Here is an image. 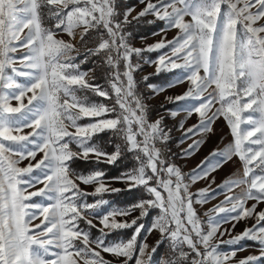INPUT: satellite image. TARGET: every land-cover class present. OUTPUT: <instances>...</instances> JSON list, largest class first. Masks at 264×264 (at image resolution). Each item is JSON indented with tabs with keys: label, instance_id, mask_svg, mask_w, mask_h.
<instances>
[{
	"label": "snow or ice",
	"instance_id": "6c2138e0",
	"mask_svg": "<svg viewBox=\"0 0 264 264\" xmlns=\"http://www.w3.org/2000/svg\"><path fill=\"white\" fill-rule=\"evenodd\" d=\"M45 9L48 19L55 20L53 28L44 26ZM147 14H154L167 21L168 27L179 30L175 40H162L148 49L169 47L172 52V56L159 57L157 72L169 64L189 70L186 78L191 87L175 99L203 98L198 106L186 109L189 115L194 111L201 117L200 125L187 131L210 132L213 120L223 116L234 138L224 151L213 153L220 159L209 168L194 172L190 182L205 178L237 156L244 165L243 178L225 181L221 187L231 190L246 184V190L239 196L226 197L222 203L230 202V208L217 206L205 213L209 217L205 231L193 205L213 197L206 189L191 193L180 169L165 165L157 144L166 143L168 135L161 120L149 121L147 106L134 92L132 72L136 66L131 63V56L143 50L126 42L121 23L115 19L114 0H0V264H110L101 252L125 258L123 264H128L134 255L135 264H148L157 248L148 252L146 243L138 245L145 226L137 221L154 208L159 209V214L147 231H159L157 247L168 242L172 257L166 264H189L185 245L195 253L190 264H227L235 257L236 250L230 255L217 251L213 239L220 222L210 213H235L229 219L239 221L255 211L256 204L245 207L248 199L264 201V24L258 25L264 19V0H159V4L149 0L133 19ZM186 16L191 17V22L185 21ZM124 22H128L127 14ZM77 29H82L79 42L86 48V55L104 54L115 99L113 107L89 102L86 94L78 95L91 91L112 98L108 90L90 84L85 78L87 73L79 70L73 55L79 54L76 45L71 40L56 38L59 30L75 39ZM93 30L99 42L89 48ZM19 47L27 50L20 67H13L12 71L26 77L25 84L17 83L5 72L15 63L10 53ZM173 57L183 59L184 63L177 64ZM212 85L213 92L204 97ZM28 93L32 95L25 104ZM12 100L18 102L16 106ZM213 103L219 107L207 117ZM109 114L115 115L109 118ZM82 118L95 119L87 124L78 123ZM25 128L31 131L23 134ZM105 131L120 135L138 162L132 172L112 179L125 182L129 190L143 187L151 198L101 215L100 209L109 203L103 194L121 189L106 184L103 171L77 172L72 163L89 161L91 157H95L96 163H115L121 154L119 147L114 153H106L89 143L94 135ZM72 144L78 150L74 151ZM38 152L43 153L42 158L33 164ZM22 160H29L28 165L20 167ZM39 183L42 188L27 191ZM80 184L94 185V191L87 193ZM88 196L99 198L89 203ZM33 197L48 203L34 202ZM136 209L140 210L139 217L131 221L116 219ZM89 216L99 219L102 225L95 239L80 227L81 221L96 227ZM256 216L257 224L252 229H245L226 243L239 244L251 239L264 245V226H260L264 211ZM38 217H42L40 223L33 225ZM133 226L134 232L127 241L105 243L111 232ZM53 248L60 251L53 252ZM262 258L264 252L261 256H248L239 264H257Z\"/></svg>",
	"mask_w": 264,
	"mask_h": 264
},
{
	"label": "rangeland",
	"instance_id": "374dc122",
	"mask_svg": "<svg viewBox=\"0 0 264 264\" xmlns=\"http://www.w3.org/2000/svg\"><path fill=\"white\" fill-rule=\"evenodd\" d=\"M149 0H144L142 3L139 0V3L136 5H132L124 10L123 15H128V20H133L134 17L138 16V13L142 11ZM152 3L159 4V0H151ZM114 7H115V0H114ZM226 8V6H223ZM171 11V9H169ZM255 11V9H253ZM145 17H148L152 22H160L162 27L154 32L149 36H145L139 38L135 42H126L132 48H140V49H149V46L156 44L159 41H173L177 38L179 34V30L176 28H170L167 25V21L158 19L154 14H147ZM124 20V17H123ZM185 21L191 22V17L186 16ZM259 24H264V19L258 22ZM55 25V20L52 22L51 25L45 26L48 28H53ZM239 27V26H238ZM82 29H77V35L75 39H71L67 36L66 33H63L59 30L56 31V38L64 39L65 41L71 40L72 43L76 45L79 53L83 46H81L79 42V32ZM241 29V34H242ZM27 30H25V33ZM123 33V32H122ZM124 34V33H123ZM24 34H21V38H23ZM106 36V35H105ZM125 36V35H124ZM96 37V36H95ZM94 33L92 32L91 37L89 38V46L91 43L93 44L92 47H95L96 44L93 43L95 40ZM92 38V39H91ZM107 38V36L105 37ZM26 48L19 47L16 52L10 53V56L14 59L15 63L13 65L8 66L5 69V72L8 76L13 77L17 83L25 84L27 83V78L22 76H17L15 72L12 71L13 67L19 68L21 65V57L26 52ZM158 55L155 58H151L149 56H145L142 61H138L133 64L135 70L132 72L133 79H134V87L137 82V77H141V79H145L147 75H154L157 76L156 82H153L149 85H146L148 89V93L146 95L145 104L147 105V116L150 122H155L156 120H161V127L168 135V139L166 141V147L164 144H157V147L161 148L163 158L165 160V165L168 164L174 165L175 167L179 168L181 173L185 177V182L189 183V191L193 194L198 193L202 189H206L208 194L213 198L209 199L205 203H194V208L201 219L204 222V229L205 231L208 230L207 220L208 216L205 213H209V210L216 208L217 206H223L226 208H230L232 205L230 202L222 203L226 201V197H234L239 196L243 191L246 190V184H240L231 188V190H227L222 188L221 186L225 184V181L228 180H239L243 178V171L244 165L243 162L237 156H233L232 159L228 160L227 162L223 163L220 167H218L215 171H210L209 174L203 178L198 179L195 183L190 182V177L193 175L194 172H200L202 169H207L210 167L212 163L216 160H219L220 157L218 155L213 156V153H220L224 151L230 144L233 142V136L231 134V130L223 118V116H219L213 120L211 123V131L204 132V131H196L189 133L187 130L189 128L195 129L200 125L201 117L198 113L192 112L191 115L188 114L186 109L198 106L199 103L202 102L201 100L193 99L192 97H188L185 100L177 101L175 97L182 96L188 92L189 88L191 87L190 81L186 78L189 75V70L184 67L172 68L169 64L167 67L161 66V70L157 72V65L158 59L161 55H165L166 57L172 56V52L169 47H165L163 49H157ZM76 55V59L78 55ZM177 64H183V59H177L173 57ZM75 62L78 64L77 60ZM81 71V70H80ZM94 68H88L87 76L85 77L90 84L98 85L97 82L93 80L94 75ZM84 72V71H81ZM200 75L203 76V70L201 69ZM123 78V77H122ZM126 80V78H123ZM215 88V85H212L208 91L204 94V97H207L209 93H212ZM6 92H11L10 89H5ZM86 94L88 97L89 102L97 103V104H105L108 107H113L112 103H109L106 99L98 101V95H93L91 91H87L86 93H78V95ZM32 93H28L27 96L24 98V103L27 104V98L30 97ZM11 103L13 106L17 105V101L12 100ZM219 107L218 103H213L210 109L207 111V117H211L216 109ZM148 109L152 111L154 109L155 112L149 113ZM175 113V114H174ZM245 113L244 115H247ZM115 114H110L109 118L114 116ZM95 118H82L78 123L80 124H87L91 120ZM182 125V126H181ZM135 128V125L133 126ZM242 127H248V125H242ZM74 130V129H73ZM30 128L23 129V134H27L30 132ZM138 139H140L138 137ZM171 140V141H169ZM198 147H195L197 142H200ZM89 143L98 147V144L93 143L90 141ZM170 144V147L168 146ZM194 146V147H190ZM70 147L75 151L78 150L75 144L70 145ZM119 146L116 145V148L111 152L104 151L106 153H114L116 152ZM120 148V147H119ZM164 148H166L168 155L164 154ZM102 150V149H101ZM43 153H37L36 159L32 160L31 162L35 164L39 159L42 158ZM121 155V154H120ZM90 161L93 165L92 169L87 170L86 172L80 171L81 173H89L95 170H98L97 163L95 162V157H91ZM29 163V160H22L19 164L20 167H25ZM136 167H132L129 171L132 172ZM258 173L259 169H255ZM37 172H34L33 175H37ZM120 177V176H118ZM113 177H104L106 184L110 185V187L119 188L121 190H129L128 186L125 182L120 180H114ZM173 179H175L173 177ZM43 184L39 183L36 184L35 187H30L27 189L28 192L36 191L39 188H42ZM80 187L87 193H91L94 191V185H84L80 184ZM113 192H108L103 194V198L108 200L109 203L107 205L102 206L100 209V214H104L112 209H128L125 206H119L116 202H111L110 194ZM99 197L88 196L87 202L93 203ZM151 198L150 196H142L138 199L137 202L142 200H147ZM34 202L38 203H48V201L42 199L41 197H33ZM195 199V197H194ZM135 202V204H137ZM135 204H132L135 205ZM253 204H256L255 211L250 217L241 219L239 221L231 220L229 217L231 215H235V213H210L214 217V219L219 223L218 231L216 233V237L213 239V243L217 245V251L220 253L231 254L233 250H236V255L227 264H239V261L248 257V256H261V253L264 252V245H261L256 240L251 239H244L240 241L239 244H229L226 241L232 239L233 237L243 233L245 229H252L254 225L257 224V216L256 213L260 211H264V201L257 203L256 200L248 199L245 203V207L251 208ZM159 214V209H150L149 214L146 217L137 221V224L143 223L144 229L142 230L140 236L138 237V245L140 243H146L149 247L147 249L148 252H151L153 247L157 246V241L160 240V233L158 230H153L152 232H148L147 229L151 227L155 217ZM140 216V210L136 209L132 211L127 216H117L116 219L118 221L127 220L131 221L132 219ZM42 217H38L37 219L33 220V225L39 224ZM88 219L93 220V224L96 225L95 228L88 226L85 222L81 221L80 227L85 231L90 233L92 239H95L100 235L99 228L102 225L99 224V219L89 216ZM260 226H264V221L261 222ZM135 226H133L128 233V237L124 238L123 236H116L115 238L110 235L105 237L106 244H115L119 241H127L131 238L134 232ZM121 230V229H119ZM38 231V230H37ZM107 231V229L105 230ZM128 230L123 232L121 235L127 236ZM221 233L223 235L221 236ZM168 244L167 241H164L163 244ZM94 247V245H93ZM201 251L203 252V246H200ZM190 250V249H189ZM189 250H187L188 253ZM53 252L60 251L59 249L53 248ZM101 255L106 261H109L110 264H123L125 258L123 257H115L112 254L101 252ZM154 254L151 256V260L148 261V264H159L157 260L154 259ZM133 257H136L134 255ZM54 258V257H49ZM137 258V257H136ZM135 258V261H136ZM166 260V257H162L160 260V264ZM134 261V264H135ZM166 264V263H165ZM257 264H264V258L257 261Z\"/></svg>",
	"mask_w": 264,
	"mask_h": 264
},
{
	"label": "trees",
	"instance_id": "16d2710c",
	"mask_svg": "<svg viewBox=\"0 0 264 264\" xmlns=\"http://www.w3.org/2000/svg\"><path fill=\"white\" fill-rule=\"evenodd\" d=\"M139 3V0H115V19L121 23L122 32L125 35V38L127 42H135L139 38L149 36L159 30L162 27V24L160 22H152L148 17H139L138 19L128 20L127 23L123 20V13L124 10L132 5H136ZM45 11V19H44V25L48 26L51 25L54 20L48 19L47 17V9ZM103 31V29H101ZM94 37L97 36L96 32L93 30ZM106 37V36H105ZM92 39V38H91ZM98 39L95 37V40L93 41L94 44L98 43ZM93 44L91 43L89 48H91ZM158 52L157 50L149 51L148 49H143L139 55H136L135 53L131 56V63L135 64L138 61H142V59L145 56H149L151 58L157 57ZM104 54L100 55H86V48L83 47L81 50V53H79L78 58L76 59L79 65V70L81 71H87L88 68H94V75L93 80L98 83L103 89L108 90L109 94L112 98H105L101 96L98 97V101L100 100H107L109 103H112V105H115V99L114 94L112 93V89L110 87L109 79H108V73L109 69L107 65L104 63ZM124 64L123 61H121L120 64V71L123 72ZM154 75H147L145 79H141V77H137V82L134 87L135 95L142 101V103L145 104L146 95L148 93V89L146 88V85H149L153 82H156L157 79H155ZM94 93H92V96ZM146 105V104H145ZM147 106V105H146ZM148 108V107H147ZM119 111V109H117ZM149 113L157 112L154 109L150 111L148 109ZM110 115V114H109ZM91 141L95 144H98V148L111 152L116 148V145L120 147L121 155L117 159L115 163L108 164L106 162L97 163L98 170H101L105 173V177H118L122 174L129 173L130 169L132 167L138 166V162L135 159V155L133 152H129L126 148L124 140L121 138L120 135L115 134L112 131H105L102 133H98L94 135L91 139ZM171 141V140H169ZM172 142V141H171ZM167 144V143H166ZM166 144L164 143V146L166 147ZM170 147V144H168ZM164 154L168 155L167 149L164 148ZM72 167L77 171H84L86 172L89 169L93 168V165L91 161H83V160H75L72 163ZM89 168V169H88ZM149 196V194L145 191L143 187H134L131 190H121L120 192H113L110 194L111 202H116L119 206L129 208L132 206V204H135V202L138 201V199L142 196ZM127 232V236L121 235L123 232ZM131 228H125L121 230H115L111 232L109 235L110 237H118L123 236L124 238L128 237V233L130 232ZM121 233V234H120ZM156 252L154 253V259L157 260L160 264V260L162 257H166V260H164L161 264H165L167 260H169L172 257V253L169 248V244H163V242L157 247ZM189 250L187 246H184V251L187 252ZM189 264L190 261L195 257V253L191 252L189 250ZM136 257H133L132 260L128 261V264H134Z\"/></svg>",
	"mask_w": 264,
	"mask_h": 264
}]
</instances>
